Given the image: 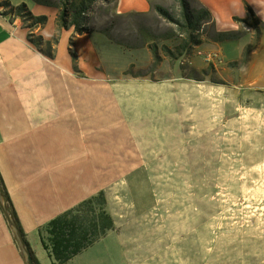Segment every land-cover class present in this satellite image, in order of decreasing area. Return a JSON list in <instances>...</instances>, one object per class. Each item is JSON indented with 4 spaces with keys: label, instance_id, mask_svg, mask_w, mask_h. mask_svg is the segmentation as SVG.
Wrapping results in <instances>:
<instances>
[{
    "label": "crops",
    "instance_id": "1",
    "mask_svg": "<svg viewBox=\"0 0 264 264\" xmlns=\"http://www.w3.org/2000/svg\"><path fill=\"white\" fill-rule=\"evenodd\" d=\"M9 1L12 5L24 2L34 15H46L44 26L33 29L43 40L52 38L58 14L56 6L35 0ZM152 1L162 3V0ZM193 1L210 11L218 31H250L249 24L236 21L234 17L245 18L246 5L252 9L261 27L247 61L242 66L229 65L242 57L244 47L249 43L248 32L233 40L203 39L183 60L195 69L213 65L225 83L178 76V81L168 83L145 80L146 84L137 85L139 90L145 89L144 86L151 91L163 90V98H159L163 101L165 92L178 91L180 140L198 139L215 131L218 124L239 126L252 114L254 119L258 118L255 123L264 124V0ZM150 8V0H118L114 12H148ZM2 12L0 7V178L37 263L52 264L53 259L42 245L39 229L103 188L104 172H112L111 168L104 170L103 167L101 142L104 135L119 139L121 134L123 139L127 140L129 136L134 139L135 116L133 122L124 123V127L119 124V102L112 100L104 104L97 96L96 100L88 99V76L100 85L102 80L105 82L97 91L104 89L112 96L120 91L116 77L121 67L113 66L111 60L102 55L109 53L107 47L116 43L99 29L74 38L72 48L78 65L75 70L68 52L73 27L60 32L54 57L50 58L28 40L30 29L24 26L20 17ZM147 50L144 47L123 52L136 54V58L130 60L137 64L139 53L145 55L146 52L148 57ZM213 50L219 53V66L205 58L206 52ZM106 69L115 75H106ZM135 79L127 86V91H138L134 83L139 81ZM246 99H251L249 103L253 105L257 100L258 105L251 106L253 109L247 107L244 105ZM129 105L134 107V104ZM257 109L259 112H251ZM159 114L161 112H157ZM143 131L151 133L147 129ZM108 208L114 218L115 230L63 264H135L134 257L129 261V251L120 235L126 231V225L119 221L110 204ZM0 264H25L1 209Z\"/></svg>",
    "mask_w": 264,
    "mask_h": 264
},
{
    "label": "rangeland",
    "instance_id": "2",
    "mask_svg": "<svg viewBox=\"0 0 264 264\" xmlns=\"http://www.w3.org/2000/svg\"><path fill=\"white\" fill-rule=\"evenodd\" d=\"M150 2L168 9L180 20L177 0ZM187 2L189 9L199 7L193 0ZM114 8L111 2H97L88 15L90 30L108 26ZM115 21L111 30L116 40L131 42L136 22L144 24V41L155 42L159 48L164 43L177 52L186 37L153 10L144 17ZM247 23L251 30L239 31L249 33V43L236 66L245 64L259 37L261 22L247 17ZM202 29L198 31L201 41L211 39L212 30L206 26ZM166 34L170 37L164 39ZM116 44L102 55L113 66L121 67L116 77L120 91L113 96L104 89L97 91L101 90L100 82L89 76L86 79L88 99L96 100L97 96L104 104L119 102V124L126 127L124 123H132L135 116L134 139H123L121 134L119 139L104 135L101 142L104 170L112 169L111 173L104 172L108 178L104 176L102 190L112 211L126 225L120 235L129 251V261L134 257L135 264H264V124L255 123L258 118L252 114L239 126L218 124L215 131L198 139L180 140L178 91L168 90L163 101L159 99L163 98V90L151 91L147 86L139 90L138 86L146 84L145 80L176 82L178 76L220 84L225 81L213 65L193 68L183 60L185 51L174 59L159 49L162 60L154 67L152 52L146 46L148 57L146 52L139 53L136 64L130 60L136 54L123 52L133 48ZM215 64L219 66V62ZM104 72L114 73L110 69ZM134 79L139 81L134 83L138 91H127ZM246 100L247 107L258 105L257 100L254 105L249 103L251 99ZM145 129L151 133L145 134Z\"/></svg>",
    "mask_w": 264,
    "mask_h": 264
},
{
    "label": "trees",
    "instance_id": "3",
    "mask_svg": "<svg viewBox=\"0 0 264 264\" xmlns=\"http://www.w3.org/2000/svg\"><path fill=\"white\" fill-rule=\"evenodd\" d=\"M35 1L40 4L56 6L58 8V14L55 22V32L50 40H43L40 34H35L33 31L34 27L44 26L47 21L46 15H34L23 2L17 5H12L9 0H0V7L3 8L2 13H9L13 16L21 18L24 26L30 29V32L27 34L28 40L36 46L41 53L50 58L54 57L55 45L58 42L60 32L63 29L73 27L74 34L69 39L68 50L74 63L73 68L77 70V66L75 64L76 55L72 48L74 38L77 35H82L90 31V28L88 27V15L93 11L97 2H111L114 6H116L118 0H58L57 3H54L51 0ZM177 2L180 8V20L175 19L168 9L160 5H151L148 12H112V20L109 25L101 28L99 31L110 40H114L115 43L126 48L146 46L152 52L154 67L162 60V55L160 54L159 49H161L164 56L174 59L181 56L183 53L182 51H185L186 55L190 54L194 46L202 42L200 34L198 33L199 29L202 27L204 29L206 26L212 30L213 34L210 38L213 41L233 40L242 35L239 30H216L214 28L211 13L206 7L199 4V7L189 9L187 0H177ZM151 10H153L157 16L163 18L165 21L173 23L177 30L183 31L180 32L181 35H183V33L186 34V37L183 36L184 38L181 40L179 51L175 52L164 43L161 44L159 48L158 44L155 42L144 41V37L141 33V30L144 28L143 22H136L137 31L130 34L133 42H130L129 40L125 41L123 39L116 40L113 37L111 29L116 22L115 20L124 19L126 17H144L149 14ZM246 11L247 15L245 18L234 17V20L247 25V17L256 19L255 14L248 5H246ZM132 27L135 29V26ZM203 29L202 31H204ZM195 31H197V34H194ZM169 37L170 34L163 36L164 39ZM176 49H178V47ZM229 65H238V61L229 62ZM0 189L10 215L14 219L22 236L24 237L17 215L1 178ZM115 228L114 218L108 208L105 191L101 189L95 194L79 201L70 209L50 219L45 226L39 229V234L43 247L53 259L52 264H63L98 241L100 238L104 237L109 231L115 230ZM30 254L33 263L38 264L31 250Z\"/></svg>",
    "mask_w": 264,
    "mask_h": 264
},
{
    "label": "water",
    "instance_id": "4",
    "mask_svg": "<svg viewBox=\"0 0 264 264\" xmlns=\"http://www.w3.org/2000/svg\"><path fill=\"white\" fill-rule=\"evenodd\" d=\"M0 209L2 210L9 226L10 229L12 231V233L14 234V237L16 239V242L22 252V255L24 257L25 260V264H34L31 258V254H30V250L28 247V244L26 242V240L24 239V237L22 236L18 226L16 225L14 219L11 217L9 210L5 204L4 201V197L2 195L1 189H0Z\"/></svg>",
    "mask_w": 264,
    "mask_h": 264
},
{
    "label": "built area",
    "instance_id": "5",
    "mask_svg": "<svg viewBox=\"0 0 264 264\" xmlns=\"http://www.w3.org/2000/svg\"><path fill=\"white\" fill-rule=\"evenodd\" d=\"M205 58L208 62L214 63L220 61L219 53L215 50L206 53Z\"/></svg>",
    "mask_w": 264,
    "mask_h": 264
}]
</instances>
